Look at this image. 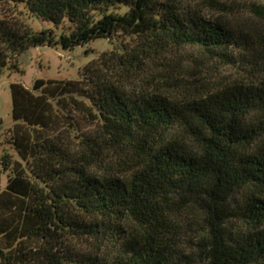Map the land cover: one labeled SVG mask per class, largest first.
Here are the masks:
<instances>
[{"label":"trees","instance_id":"1","mask_svg":"<svg viewBox=\"0 0 264 264\" xmlns=\"http://www.w3.org/2000/svg\"><path fill=\"white\" fill-rule=\"evenodd\" d=\"M2 1L54 28L0 9V76L29 48L116 43L78 79L11 84L20 160L0 158V264H264V81L184 100L128 88L147 55L171 47L255 78L252 32L186 0Z\"/></svg>","mask_w":264,"mask_h":264},{"label":"rangeland","instance_id":"2","mask_svg":"<svg viewBox=\"0 0 264 264\" xmlns=\"http://www.w3.org/2000/svg\"><path fill=\"white\" fill-rule=\"evenodd\" d=\"M259 2V0H186V3L208 19L222 20L234 28H244L252 32L256 42L254 52L256 56L253 60L256 59L260 64L254 73L255 78L239 65L224 66L216 62L199 47H171L161 52L153 50L147 55L137 76L129 80L128 88L138 89L139 86L147 87L150 84L156 89H161L162 93L171 99L184 100L192 99L199 93L214 90L219 85L236 79L264 81V21L252 11V5ZM12 8L3 1L0 2L2 13L15 18L19 14L34 31L54 28L49 22L29 16L23 7H19L15 12ZM133 40L130 38V41ZM115 43L116 41L96 39L72 50H64L61 46L29 48L20 57V71H5L0 76V158L8 154L12 160H20L10 144L8 133L14 125L11 84L20 82L32 89L36 79H78L85 65L102 53L112 51ZM131 43L135 45L134 42ZM7 181L8 173L0 166V191L6 188ZM187 246L193 247L191 241L187 242ZM187 250L191 252L192 249Z\"/></svg>","mask_w":264,"mask_h":264}]
</instances>
